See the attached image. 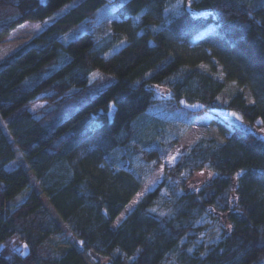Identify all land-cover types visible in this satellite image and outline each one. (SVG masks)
I'll return each mask as SVG.
<instances>
[{"label": "trees", "instance_id": "1", "mask_svg": "<svg viewBox=\"0 0 264 264\" xmlns=\"http://www.w3.org/2000/svg\"><path fill=\"white\" fill-rule=\"evenodd\" d=\"M107 2L0 0V39L55 14L0 60V264H87L65 231L106 264H264V138L218 113L264 126V0H125L96 40ZM187 43L221 52L206 70ZM202 114L225 140L197 138L112 226L143 181L129 164L154 171L178 143L163 117Z\"/></svg>", "mask_w": 264, "mask_h": 264}, {"label": "rangeland", "instance_id": "2", "mask_svg": "<svg viewBox=\"0 0 264 264\" xmlns=\"http://www.w3.org/2000/svg\"><path fill=\"white\" fill-rule=\"evenodd\" d=\"M45 1V0H41ZM108 2L104 4L102 9L99 11V15L96 20V25L93 29V35L96 40H99L106 35H108L111 31H113V25L115 21V13L114 9L117 4L124 2L125 0H107ZM205 11H194V14H203ZM55 14L49 15L44 19L38 21H26L22 25L16 27L14 30L4 35L0 39V60L7 53L11 52L22 43L31 38L36 32L44 28L47 24L51 22L52 17ZM115 31V30H114ZM120 32V41L122 42L127 38L126 31ZM120 45V44H119ZM118 45H116L117 47ZM181 54L192 63L209 70L210 66H212V61L216 60L217 56L220 55V50L215 48H206L205 51H202L197 48L193 43L184 44L183 47H180ZM226 87L230 90H240L245 94V99L247 103H251L253 98L250 92L249 87L243 83L239 77V74L234 68L226 66ZM155 90L156 96L159 98H164L169 95L167 89L153 86ZM218 113L222 116L230 118L234 123L250 130L251 132L257 134L260 137L264 138V126L260 125L258 121L250 122L245 120L244 118L239 117L241 119L237 120L235 117L231 116L230 111L226 110H218ZM166 120L167 126L173 130L176 136H178V143L174 146L171 152L167 155L166 159L163 163H161L154 171H147L146 164L136 159L133 164H129V167L132 168L134 173L137 176L142 178V184L139 190L134 194V196L130 199L127 206L120 212V214L116 217L112 226H116L123 217L135 206L137 201L142 197L144 193L153 189L156 184L160 181L163 175V168L165 166H169L177 159L179 154L183 152L188 146L193 143L199 137H212L217 140H225V134L221 132L212 121V115L210 114H202L196 118H191L189 116H179V115H167L163 117ZM0 124L9 138L10 142L13 144V140L11 134L4 123L3 119L0 115ZM17 151V150H16ZM174 158V159H173ZM18 164H22L25 166L24 160L17 154L16 158L8 163L6 166L8 169L17 166ZM26 173L31 181V184L35 185V176L33 171L29 168L26 169ZM211 174L208 172H199L196 175V179L203 180L205 178L210 177ZM42 198L46 201V197L42 194ZM47 202V201H46ZM48 204V203H47ZM56 218L59 223L63 222L60 216L56 215ZM62 244H66L69 246L76 247L87 264H106L107 259L104 256L98 255L93 252H89L83 250L80 246V240H77L73 236H71L67 231L64 232V238L61 241ZM20 245H17L18 248H22V252L27 250L25 244L20 242Z\"/></svg>", "mask_w": 264, "mask_h": 264}, {"label": "snow or ice", "instance_id": "3", "mask_svg": "<svg viewBox=\"0 0 264 264\" xmlns=\"http://www.w3.org/2000/svg\"><path fill=\"white\" fill-rule=\"evenodd\" d=\"M189 7H190V5H189ZM230 115L233 116V117H235L237 120L241 119L236 113H230ZM261 131H264V129H261ZM25 247H27V246L25 245Z\"/></svg>", "mask_w": 264, "mask_h": 264}]
</instances>
